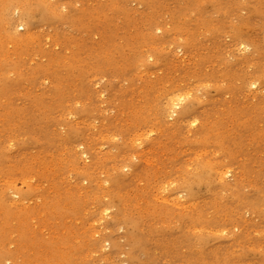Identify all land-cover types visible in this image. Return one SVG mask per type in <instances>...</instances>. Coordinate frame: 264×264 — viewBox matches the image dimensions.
Here are the masks:
<instances>
[{
    "label": "rangeland",
    "instance_id": "obj_1",
    "mask_svg": "<svg viewBox=\"0 0 264 264\" xmlns=\"http://www.w3.org/2000/svg\"><path fill=\"white\" fill-rule=\"evenodd\" d=\"M0 264H264V0H0Z\"/></svg>",
    "mask_w": 264,
    "mask_h": 264
},
{
    "label": "bare ground",
    "instance_id": "obj_2",
    "mask_svg": "<svg viewBox=\"0 0 264 264\" xmlns=\"http://www.w3.org/2000/svg\"><path fill=\"white\" fill-rule=\"evenodd\" d=\"M175 106H178L177 104H175L173 107H175Z\"/></svg>",
    "mask_w": 264,
    "mask_h": 264
}]
</instances>
